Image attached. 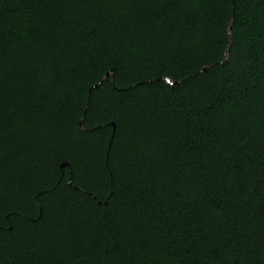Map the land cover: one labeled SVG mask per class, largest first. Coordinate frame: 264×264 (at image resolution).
<instances>
[{"label":"trees","instance_id":"1","mask_svg":"<svg viewBox=\"0 0 264 264\" xmlns=\"http://www.w3.org/2000/svg\"><path fill=\"white\" fill-rule=\"evenodd\" d=\"M0 264H264V0H0Z\"/></svg>","mask_w":264,"mask_h":264},{"label":"water","instance_id":"2","mask_svg":"<svg viewBox=\"0 0 264 264\" xmlns=\"http://www.w3.org/2000/svg\"><path fill=\"white\" fill-rule=\"evenodd\" d=\"M231 30H232V28H231ZM227 53H228V52H227ZM207 68H208V66H205L202 70H205V69H207ZM109 75H110V72H108L106 76H109ZM167 79H168L169 81H171L172 84H175V83H176V81H173V80H172L171 78H169V77H167ZM101 82H102V81L96 83V84L94 85V87H97ZM66 164H67V163L64 162V163L62 164V166L65 167Z\"/></svg>","mask_w":264,"mask_h":264}]
</instances>
